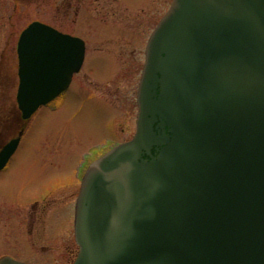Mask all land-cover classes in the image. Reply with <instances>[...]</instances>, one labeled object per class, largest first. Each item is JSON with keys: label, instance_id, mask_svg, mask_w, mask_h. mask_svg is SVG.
I'll return each instance as SVG.
<instances>
[{"label": "water", "instance_id": "95a60500", "mask_svg": "<svg viewBox=\"0 0 264 264\" xmlns=\"http://www.w3.org/2000/svg\"><path fill=\"white\" fill-rule=\"evenodd\" d=\"M17 54L27 121L67 90L85 45L35 21ZM137 104L134 137L82 179L73 264H264V0H172Z\"/></svg>", "mask_w": 264, "mask_h": 264}, {"label": "rangeland", "instance_id": "374dc122", "mask_svg": "<svg viewBox=\"0 0 264 264\" xmlns=\"http://www.w3.org/2000/svg\"><path fill=\"white\" fill-rule=\"evenodd\" d=\"M57 1L0 0V117L3 116L0 123L3 127L8 116H11L9 114L11 106L16 105L19 83L16 48L20 33L32 21L52 20L53 13L59 5ZM123 1L129 10L135 11L141 6L145 7L135 16L132 27L134 32L139 31L142 41L135 44L125 42L111 45L115 48L114 51L120 48L124 52L115 58L118 62L115 61L114 77H110L113 70L111 57L114 55L104 50L105 44H98L97 46L102 49L99 53L104 55L89 54L84 70L74 77L75 86H71L65 97L55 102L54 106L43 107L36 113L17 152L7 168L0 172V216H5L9 225H12V233H15L12 224L15 219L11 217L17 215L22 224L27 220V216L31 218L30 220L36 217L32 209L23 206L53 192L58 193L51 199L49 214L52 216L51 222L50 224L48 222L45 228L47 234L52 235L54 240L52 238L47 244L39 235L35 240L36 249L48 259L53 258L56 261L53 264H72L78 253L72 225L70 228L65 226L63 229L55 230L52 227L58 218L55 210L74 201L77 196L79 185L66 187L78 181L79 164L101 143L118 139L122 142L133 137L136 116L135 91L142 65L143 46L145 39L148 40L146 31L150 33L154 29L172 0ZM132 51L134 55L130 54ZM85 73L95 76L100 83L103 81L98 78L110 77L106 82L116 87L117 94L107 92L109 84L100 86V91L96 87L93 93L92 89L89 91L77 87L83 84L92 85ZM13 132L14 130L11 135ZM5 135L8 136V131ZM74 205H70L71 208H62L58 211L59 215L72 220ZM23 231L25 232L24 227L20 235H14L21 238L16 247L0 245V256L3 252H8L13 258L19 260L30 258L32 260L28 261L37 264L38 259H43V256L31 250L24 240L28 236H25ZM9 234L4 233L0 238L9 243V239L12 238ZM47 234L46 237L49 239L50 236ZM42 244L46 245L45 248L40 247Z\"/></svg>", "mask_w": 264, "mask_h": 264}, {"label": "flooded vegetation", "instance_id": "af4514ba", "mask_svg": "<svg viewBox=\"0 0 264 264\" xmlns=\"http://www.w3.org/2000/svg\"><path fill=\"white\" fill-rule=\"evenodd\" d=\"M57 1V0H56ZM59 3V5L57 6V10L53 13V18L52 20H49L48 22H44L47 25L55 28L56 30L71 35L73 37H77L80 38L81 40H83L84 45H85V57H84V61L82 64V67L80 69V71L77 73L79 74L81 71L84 70V65H85V61L87 56H89V54L91 53H95V54H99V55H104L102 53H99L102 51L101 47L97 46L98 44H105L104 46V50L106 52H108L109 54H113L114 56L111 57V60L113 61V70H112V75L110 77H112L114 74V67L116 69V64H115V58L119 57V55L124 54L123 49L117 48L114 51V47H112V44H119V43H125V42H129L131 44H135L137 41H142V37H140L141 35H139V31L136 30V32H134V29H132L134 20L136 19V15H138V12L140 10H144L145 7L141 6L140 9H137L135 11L133 10H129L127 5L125 4V2L123 0H58L57 1ZM117 2V3H116ZM143 24V23H142ZM144 25V24H143ZM66 27L68 29H66ZM123 28V29H121ZM131 31H126L129 30ZM149 34L148 31H146V36L149 38ZM124 40V41H123ZM147 42V38L145 39V43L143 46V58H142V65L140 68V73H139V77L141 75V71L143 68V64H144V60H145V45ZM109 48V49H108ZM133 52V51H132ZM131 55H134L133 53H130ZM106 56V54H105ZM120 60V58H119ZM118 62V61H117ZM74 74L73 78L71 80V83L69 85V87L67 88V90H65V92L59 97L57 98L54 102L50 103L48 106H54V104H56L55 102L63 99L65 97V94L68 92V90L71 88V86L74 85V77L77 75ZM85 76H87L88 80H90V83H92V85H81V86H77L80 88H85L88 89L89 91H91L92 89V93L95 91L96 87L97 89H100V86H102L103 84H105L107 86V84H109V82H106V80H108V78H98L99 80L103 81V83L98 82V80L96 79L95 76H91L88 73H85ZM114 77V76H113ZM109 80H113V79H109ZM139 80L140 78H138L137 84H136V91H135V102H136V96H137V90H138V86H139ZM106 82V83H105ZM103 85V86H105ZM75 86V85H74ZM107 92L109 93H114L115 95L117 94V90L116 87L112 86V84H109L107 86ZM114 89V90H113ZM98 91V90H97ZM43 107L46 106H41L34 114L33 116L29 119V120H24L22 118V114L21 111L18 108V105L16 103V105L11 106V111L9 112V114L11 116H8V120H6L4 122V127L2 126V124L0 123V155L5 151V148L13 141L16 139H19L18 145L16 150L14 151V153L9 157L7 163L5 164V166L0 169V172L4 171L11 158L15 155V153L17 152L23 137L29 127L30 122L32 121L33 117L36 115V113ZM109 108H111L110 106H108ZM54 108V107H53ZM112 109V108H111ZM116 112V111H115ZM8 114V115H9ZM136 116H137V102H136ZM117 116V113H116ZM135 116V119H136ZM3 116L0 117V122L3 120H1ZM8 131V136L5 135V133ZM12 130H14L13 135H11ZM5 131V132H3ZM124 131H122L123 133ZM120 135V133H119ZM134 135V133H133ZM119 138V137H118ZM129 140V139H128ZM125 140V141H128ZM119 144V139L118 140H109L106 141V143L104 144H100L99 146H97L94 150L93 149V153L88 154L85 159L83 160L82 163L79 164L78 166V173H77V179L78 181L69 187L66 188H71L74 186H80L81 185V181L82 178L84 176V173L87 169V167L89 166V164L95 160L97 157H99L101 154L105 153L106 151H108L109 149H111L113 146ZM97 153H99L98 155H96ZM65 188V189H66ZM64 191V190H62ZM61 191V192H62ZM79 191H80V187H79ZM79 191L77 193V196L75 197L74 201L69 202L66 206H62L58 209H56L55 213L58 215L56 222L53 225V230L57 229V228H65V226H67L68 228H70V225H72L73 227V220H74V212H73V219H69V217L64 218L62 215L60 216L58 211L61 210L62 208H71L70 205H73L76 203V199L78 197ZM60 192V193H61ZM58 194L57 192H53V194L51 195H45L43 196L40 200H35L33 202H29L26 204V206L23 207H28V209H32V211L36 214V217L34 218V220H30L31 218L29 216H27V220L25 221V223H21V219L16 215L11 217L12 219H15L13 221V226H14V231L15 233H12L11 229H12V225H9V221H6L5 216L0 218V235H3L4 233H7L9 235H12V238L9 239V243L4 242L5 240L0 238V245L3 246L7 245V246H14L16 247L17 244L20 242V237H15L14 235H20L21 234V229L24 227L25 232L23 231L22 233H24L25 236V241L27 242V244L29 245V247L31 248V250L39 253L40 255L43 256V259H38L37 264H41V263H50L53 264L56 261L53 258L48 259L45 255L41 254L37 249V242L35 241L37 236L39 235V238L44 240L47 244L50 243L54 237H52V235L47 234L45 228H47L48 222L50 224L51 222V217L49 216L50 211H51V207H50V203H51V199L52 197ZM74 211H75V205L73 207ZM3 215L5 213H2ZM25 215V214H23ZM20 215V216H23ZM50 217V219H49ZM52 225V224H51ZM28 229V231L26 230ZM31 229H35V230H31ZM46 234L50 236V238L48 239L46 237ZM53 234V232H52ZM64 243V241L62 242ZM45 244H42L40 247L45 248ZM5 256H9L11 258H13V256H11L10 254H8V252H3L2 255L0 256V259L5 257ZM46 257V258H45ZM52 257V256H51ZM15 260L27 263V264H33L32 262L28 261V260H32V259H25V260H19L16 258H13ZM75 260V259H74ZM74 262V261H73ZM73 264V263H72Z\"/></svg>", "mask_w": 264, "mask_h": 264}]
</instances>
